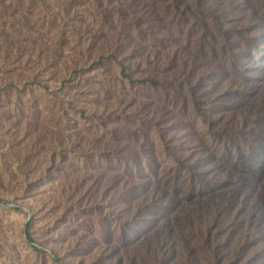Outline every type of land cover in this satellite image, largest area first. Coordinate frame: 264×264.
Here are the masks:
<instances>
[{"label": "rangeland", "instance_id": "obj_1", "mask_svg": "<svg viewBox=\"0 0 264 264\" xmlns=\"http://www.w3.org/2000/svg\"><path fill=\"white\" fill-rule=\"evenodd\" d=\"M261 131L264 0H0V264H264Z\"/></svg>", "mask_w": 264, "mask_h": 264}, {"label": "trees", "instance_id": "obj_2", "mask_svg": "<svg viewBox=\"0 0 264 264\" xmlns=\"http://www.w3.org/2000/svg\"><path fill=\"white\" fill-rule=\"evenodd\" d=\"M229 44V43H228ZM230 54L231 50H227ZM233 56L235 54V49H233ZM210 53L213 55V49L210 50ZM121 67H124V63L121 60L118 61ZM125 76L129 82L133 80L130 78V75L126 73H121ZM151 86L160 85L161 81L158 78H144ZM260 133L264 134V131ZM254 145H249L251 153H246L244 148L240 145L235 147L234 154H228L224 159L217 162V165L223 167L225 170V179H218V176H212L210 180L204 178V175H194L199 181V184H190L188 188L182 192L181 196H178V193L173 192L170 203H179L181 207H187V205H192L195 203H200V201L208 200L206 203H216L218 201H224L227 203L230 202H239L244 195V188L249 181H256L260 183L264 179V159L259 162H254V157L256 152L252 151ZM260 149L264 150V146H259ZM253 150H255L253 148ZM231 152V151H230ZM248 152V151H247ZM236 178L237 181H233ZM167 189L163 187L162 194L167 196ZM252 191L255 193L257 201L259 204L264 206V185H254ZM185 204H187L185 206Z\"/></svg>", "mask_w": 264, "mask_h": 264}]
</instances>
